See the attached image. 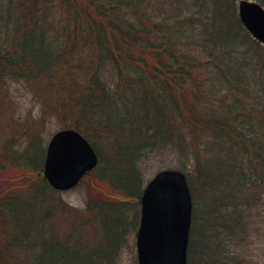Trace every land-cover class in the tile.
I'll list each match as a JSON object with an SVG mask.
<instances>
[{
  "label": "trees",
  "instance_id": "obj_1",
  "mask_svg": "<svg viewBox=\"0 0 264 264\" xmlns=\"http://www.w3.org/2000/svg\"><path fill=\"white\" fill-rule=\"evenodd\" d=\"M235 10L234 0H0V264H113L121 211L143 189L140 161L161 147L189 157L202 199L187 264H246L230 244L264 203V44ZM6 77L25 82L42 117L13 116ZM47 115L98 156L89 216L42 176Z\"/></svg>",
  "mask_w": 264,
  "mask_h": 264
},
{
  "label": "water",
  "instance_id": "obj_2",
  "mask_svg": "<svg viewBox=\"0 0 264 264\" xmlns=\"http://www.w3.org/2000/svg\"><path fill=\"white\" fill-rule=\"evenodd\" d=\"M236 12L249 35L264 44V7L255 0H238ZM97 162L90 142L78 130L63 127L46 142L42 176L53 189L67 190ZM138 200L137 264H187L192 196L185 173L178 169L157 171L143 186Z\"/></svg>",
  "mask_w": 264,
  "mask_h": 264
},
{
  "label": "rangeland",
  "instance_id": "obj_3",
  "mask_svg": "<svg viewBox=\"0 0 264 264\" xmlns=\"http://www.w3.org/2000/svg\"><path fill=\"white\" fill-rule=\"evenodd\" d=\"M213 1V0H211ZM219 5L226 4L229 0H216ZM238 0H234V7L236 9V3ZM259 2V0H255ZM264 7V0L261 3ZM236 11V10H235ZM103 75L109 80L113 81L115 78V73L111 65H106L103 68ZM5 89L7 91L9 98V108L10 112L13 113L14 117H18L21 121H24L27 115L35 118H40L43 116L40 101L30 92L27 88L25 82L21 79H14L11 77H6L4 80ZM4 89V90H5ZM43 129L41 130V137L43 138V143L46 142L50 135L62 128L59 121L54 115H47L43 118ZM23 142V141H22ZM190 159L187 156H181L171 147H161L154 149L144 156L140 161V167L143 177V186L145 183L159 170L162 169H178L185 173H188L191 181L194 180L195 188V173L190 165ZM87 175V174H86ZM89 175V174H88ZM82 179L74 187L60 191L61 198L75 207L76 209L82 211L85 215H90L92 211L87 210V200L92 193V188L88 183L92 180L90 177ZM186 175V173H185ZM1 177V176H0ZM5 178H0V189L3 186ZM93 194L100 195L103 197H114V195H109L107 191H96L93 189ZM192 201L195 202L193 207H199L202 205V199L200 194L196 193L195 197H192ZM139 202L133 206H127L128 209H122V219L118 223L119 228V243L117 247V253L114 257L113 264H137L136 260V247H135V233L138 227L139 219ZM105 205L99 206L98 211L94 214L95 227L92 233L93 240H98L100 249L106 246V236H105V225L107 223L102 212H105ZM135 211L137 212L135 214ZM250 211V223L249 229L245 234V239L241 243L230 244L231 250H233L237 255L244 258L246 264H263L264 263V203L258 205L256 211L258 215L255 218L253 216L252 208ZM120 213V209L118 211ZM198 213V211H196ZM118 219L120 220V214ZM107 226V225H106ZM97 237V238H96Z\"/></svg>",
  "mask_w": 264,
  "mask_h": 264
}]
</instances>
